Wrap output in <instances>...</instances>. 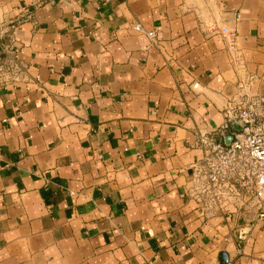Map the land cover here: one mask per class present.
<instances>
[{
  "label": "crops",
  "instance_id": "obj_1",
  "mask_svg": "<svg viewBox=\"0 0 264 264\" xmlns=\"http://www.w3.org/2000/svg\"><path fill=\"white\" fill-rule=\"evenodd\" d=\"M1 30L0 264H264L252 199L199 201L196 145L264 98V0H0Z\"/></svg>",
  "mask_w": 264,
  "mask_h": 264
},
{
  "label": "built area",
  "instance_id": "obj_2",
  "mask_svg": "<svg viewBox=\"0 0 264 264\" xmlns=\"http://www.w3.org/2000/svg\"><path fill=\"white\" fill-rule=\"evenodd\" d=\"M134 28L150 40L155 37V31H148L140 24ZM221 33L229 51L235 53L233 59L239 60L237 31L224 27ZM10 39V34L0 31V86L3 87L11 82L7 75L20 65V50L13 49ZM197 87L198 83L194 84ZM223 110L227 120L221 139L207 133L196 135V145L206 150L198 169L203 182L197 189V197L205 209L213 210H221L230 203L238 207L245 198H250L255 212L249 226L264 225V98L246 91L229 100ZM236 120L243 122V130L233 129ZM228 136L233 138L226 143ZM248 233L242 229L239 238L244 239Z\"/></svg>",
  "mask_w": 264,
  "mask_h": 264
},
{
  "label": "water",
  "instance_id": "obj_3",
  "mask_svg": "<svg viewBox=\"0 0 264 264\" xmlns=\"http://www.w3.org/2000/svg\"><path fill=\"white\" fill-rule=\"evenodd\" d=\"M232 126H233V129L235 131H241V130H243L244 125H243V122L241 120H236V121H233ZM232 138H233L232 136L226 137V139H225L226 143H229ZM220 261L222 264L227 263L229 261L228 254H226L225 252H222L220 254Z\"/></svg>",
  "mask_w": 264,
  "mask_h": 264
}]
</instances>
